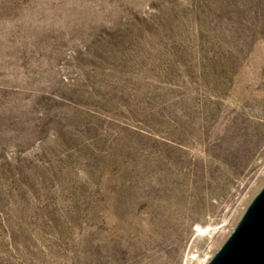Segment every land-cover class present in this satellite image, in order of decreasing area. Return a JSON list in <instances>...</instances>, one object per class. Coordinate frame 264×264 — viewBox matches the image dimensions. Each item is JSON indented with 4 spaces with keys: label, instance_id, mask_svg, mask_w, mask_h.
<instances>
[{
    "label": "rangeland",
    "instance_id": "1",
    "mask_svg": "<svg viewBox=\"0 0 264 264\" xmlns=\"http://www.w3.org/2000/svg\"><path fill=\"white\" fill-rule=\"evenodd\" d=\"M264 186V0H0V264H206Z\"/></svg>",
    "mask_w": 264,
    "mask_h": 264
},
{
    "label": "water",
    "instance_id": "2",
    "mask_svg": "<svg viewBox=\"0 0 264 264\" xmlns=\"http://www.w3.org/2000/svg\"><path fill=\"white\" fill-rule=\"evenodd\" d=\"M206 264H264V186Z\"/></svg>",
    "mask_w": 264,
    "mask_h": 264
}]
</instances>
